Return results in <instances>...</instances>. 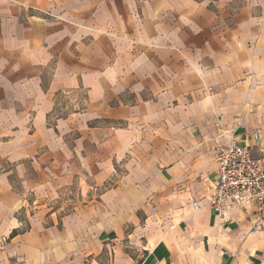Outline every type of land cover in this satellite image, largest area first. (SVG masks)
Here are the masks:
<instances>
[{
    "label": "crops",
    "instance_id": "0c3cea01",
    "mask_svg": "<svg viewBox=\"0 0 264 264\" xmlns=\"http://www.w3.org/2000/svg\"><path fill=\"white\" fill-rule=\"evenodd\" d=\"M230 135L260 155L264 0H0V264H264L208 207Z\"/></svg>",
    "mask_w": 264,
    "mask_h": 264
},
{
    "label": "built area",
    "instance_id": "2783aa9c",
    "mask_svg": "<svg viewBox=\"0 0 264 264\" xmlns=\"http://www.w3.org/2000/svg\"><path fill=\"white\" fill-rule=\"evenodd\" d=\"M217 178L208 207L220 220L226 221L234 207L254 208L253 231H261L264 222V147L255 155L253 146L229 136L226 147L214 148ZM192 206L199 208L198 202Z\"/></svg>",
    "mask_w": 264,
    "mask_h": 264
}]
</instances>
